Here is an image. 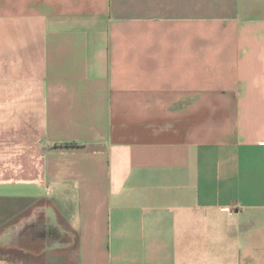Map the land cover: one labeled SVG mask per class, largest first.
Wrapping results in <instances>:
<instances>
[{
    "label": "crops",
    "instance_id": "0c3cea01",
    "mask_svg": "<svg viewBox=\"0 0 264 264\" xmlns=\"http://www.w3.org/2000/svg\"><path fill=\"white\" fill-rule=\"evenodd\" d=\"M0 264H264V0H0Z\"/></svg>",
    "mask_w": 264,
    "mask_h": 264
}]
</instances>
